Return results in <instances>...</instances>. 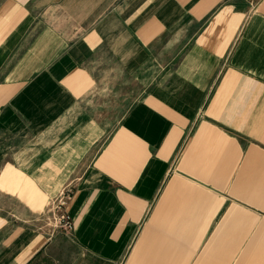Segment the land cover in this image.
<instances>
[{"label": "crops", "instance_id": "0c3cea01", "mask_svg": "<svg viewBox=\"0 0 264 264\" xmlns=\"http://www.w3.org/2000/svg\"><path fill=\"white\" fill-rule=\"evenodd\" d=\"M0 264H264V0L0 2Z\"/></svg>", "mask_w": 264, "mask_h": 264}, {"label": "built area", "instance_id": "2783aa9c", "mask_svg": "<svg viewBox=\"0 0 264 264\" xmlns=\"http://www.w3.org/2000/svg\"><path fill=\"white\" fill-rule=\"evenodd\" d=\"M69 198V191L62 190L58 196L54 199L53 210L56 211L55 220L58 226L65 232L71 229V220L68 213L64 210L66 202Z\"/></svg>", "mask_w": 264, "mask_h": 264}, {"label": "rangeland", "instance_id": "374dc122", "mask_svg": "<svg viewBox=\"0 0 264 264\" xmlns=\"http://www.w3.org/2000/svg\"><path fill=\"white\" fill-rule=\"evenodd\" d=\"M2 1H4V0H0V2H2ZM55 199V198H54ZM54 199H52V201H51V203H50V206H49V212L50 213H53V217L51 216V219L53 220L52 221V224L54 225V226H56V227H59L58 226V224L55 222V217H56V215L54 216V212H56L55 210H53V203H54ZM60 228V227H59ZM61 229V228H60ZM64 231V230H63Z\"/></svg>", "mask_w": 264, "mask_h": 264}]
</instances>
